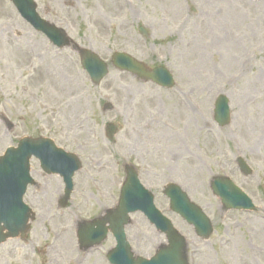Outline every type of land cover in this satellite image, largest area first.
Masks as SVG:
<instances>
[{"label": "rangeland", "instance_id": "rangeland-1", "mask_svg": "<svg viewBox=\"0 0 264 264\" xmlns=\"http://www.w3.org/2000/svg\"><path fill=\"white\" fill-rule=\"evenodd\" d=\"M35 2L43 19L107 62L109 75L95 86L77 52L55 48L9 0H0V155L24 137H47L82 163L63 208L61 177L43 174L33 160L37 184L25 202L36 217L26 238L2 245L0 264H110L107 254L116 246L111 234L100 246L82 248L77 233L83 223L116 208L126 166L139 172L156 206L186 237L191 264H264V0ZM141 26L148 37L140 34ZM197 49L209 62L205 69L195 64L201 60ZM115 52L149 69L166 67L175 87L163 89L115 69ZM220 95L227 96L232 112L225 128L214 120ZM179 100L207 127L193 122L189 128ZM109 124L116 126L112 138ZM240 157L253 174L239 170ZM90 162L107 170L91 172ZM196 165L205 168L204 183ZM224 176L250 196L254 211L224 209L211 189L213 179ZM171 183L210 218V239L198 237L170 210L164 188ZM126 234L134 257L150 259L168 246L141 213L131 216Z\"/></svg>", "mask_w": 264, "mask_h": 264}, {"label": "water", "instance_id": "water-1", "mask_svg": "<svg viewBox=\"0 0 264 264\" xmlns=\"http://www.w3.org/2000/svg\"><path fill=\"white\" fill-rule=\"evenodd\" d=\"M19 14L33 28L43 32L57 47H72L79 53L81 64L88 72L94 84L99 85L108 75V65L95 53L79 48L62 29L56 28L42 20L37 13V5L33 0H11ZM140 33L147 36L144 28ZM115 68L130 72L141 80L153 81L164 88H172L173 78L167 69L159 67L153 71L127 54L117 53L112 58ZM216 122L225 127L230 122L228 100L221 96L215 109ZM116 128L109 126L108 133L112 137ZM36 156L41 160L42 168L48 173H59L64 179L65 196L63 205L67 203L73 191V175L80 168L78 160L57 149L49 139L24 138L17 148H9L0 157V246L10 238H24L29 231V221L34 219L32 211L24 204L23 198L30 183V159ZM242 170L248 168L242 163ZM126 181L122 188L120 205L117 210L91 224L82 227L79 239L84 248L100 245L109 231L116 239V247L109 253L111 264H189L184 239L173 229L172 224L154 206V198L140 183L137 172L132 167L126 168ZM215 195L221 198L225 210H252V201L229 179L216 178L212 184ZM165 194L171 200L173 211L194 226L199 237L208 240L214 232L213 226L201 208L192 203L182 190L169 185ZM141 211L156 226L157 230L168 238L169 246H163L150 260L134 258L125 234V226L130 221L129 214ZM109 224V227L106 225Z\"/></svg>", "mask_w": 264, "mask_h": 264}, {"label": "bare ground", "instance_id": "bare-ground-1", "mask_svg": "<svg viewBox=\"0 0 264 264\" xmlns=\"http://www.w3.org/2000/svg\"><path fill=\"white\" fill-rule=\"evenodd\" d=\"M196 52L199 54V58L201 57V60L198 63L195 62V64L197 66H200L201 69H205L204 66H208L209 65V62L205 59V53L203 51L199 50V49H197ZM190 54L196 55L198 57V55L195 52H193V51H191V53H189L188 55H190ZM247 63L248 62H246V60H244L242 62V65H240L239 67L241 69H245ZM58 85H60V84H58ZM179 101H180V103H182V105H179V106H181V112L188 119L187 123H188L189 128L193 125V122L196 123V128H198V126H200V125L207 127V124H208L207 122H203L199 117H197L194 114H191L190 111L188 110L187 106L184 105L183 101L182 100H179ZM176 108H177V113H178L179 109H178V107H176ZM165 126H166V124H165ZM167 127L170 128V127H172V125H167ZM205 132H206V130H205ZM206 133H209V132L207 131ZM177 142L175 143V145L177 146V149L179 150V152H181L182 151V145L178 144ZM183 160H184V157H183ZM187 160L189 161L188 158H187ZM196 166H197L196 167L197 178L198 179L202 178L200 181H202L204 183L205 168L203 166H201V165H196ZM89 167H90V171L91 172H94V171L95 172H99V170H98L99 168L102 169L103 171L107 170V168L103 167V164H99V162L97 163V165L94 164L93 162H90L89 163ZM51 181L56 182L55 179H51ZM56 184H57V182H56ZM260 233H261V237H262V242L264 243V225L261 228Z\"/></svg>", "mask_w": 264, "mask_h": 264}]
</instances>
